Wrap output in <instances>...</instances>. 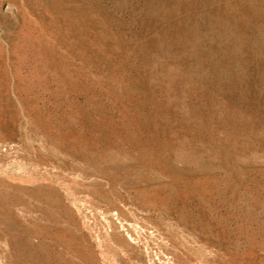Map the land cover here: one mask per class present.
<instances>
[{
  "label": "rangeland",
  "instance_id": "1",
  "mask_svg": "<svg viewBox=\"0 0 264 264\" xmlns=\"http://www.w3.org/2000/svg\"><path fill=\"white\" fill-rule=\"evenodd\" d=\"M0 264H264V0H0Z\"/></svg>",
  "mask_w": 264,
  "mask_h": 264
}]
</instances>
